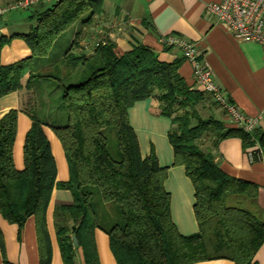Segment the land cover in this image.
I'll use <instances>...</instances> for the list:
<instances>
[{
	"label": "trees",
	"instance_id": "trees-1",
	"mask_svg": "<svg viewBox=\"0 0 264 264\" xmlns=\"http://www.w3.org/2000/svg\"><path fill=\"white\" fill-rule=\"evenodd\" d=\"M102 4L103 0H57L35 15L30 31L21 34L32 56L6 66L1 52L10 40L0 39V97L14 91L24 94L21 108L0 118V212L20 231L30 217L37 218L41 264L52 262L47 209L56 189L70 190L74 196L73 203L54 208L66 264H76L79 247L86 264H101L94 235L98 228L109 235L118 264H196L218 259L258 264L255 254L264 244V220L256 202L259 186L230 176L204 145L207 136L214 146L230 137L242 138L247 148L255 141L241 128L202 117L197 106L206 92L196 83L189 85L179 73L181 60L162 61L144 44L119 54L107 40L93 55L66 50L55 63L33 70L35 58L46 57L58 36L87 12L101 13ZM81 69L76 82L65 83ZM43 80L63 86L66 124L42 120L37 97L25 98V92H33ZM153 96L160 102V113L174 121L168 137L174 165L185 166L194 183L199 229L191 235L178 231L172 218V196L166 188L169 168L160 165L154 150L145 157L141 154L130 120V108ZM20 111L33 122L24 143L23 170L14 158ZM45 127L56 133L66 152L71 172L67 182L58 180V164ZM258 139L264 149V133ZM3 237L0 229L4 264H13L6 257Z\"/></svg>",
	"mask_w": 264,
	"mask_h": 264
},
{
	"label": "crops",
	"instance_id": "crops-1",
	"mask_svg": "<svg viewBox=\"0 0 264 264\" xmlns=\"http://www.w3.org/2000/svg\"><path fill=\"white\" fill-rule=\"evenodd\" d=\"M17 1L20 0H0V7L4 8ZM56 1L51 0L29 8L14 9L0 15V39L4 36L10 40L1 52V60L5 66L32 56L30 46L21 34L30 31L35 23V15ZM221 1L103 0L101 13L87 12L72 27L70 26L58 36L50 53L43 57L46 61L43 62L40 58L34 59V63L37 62L36 65L39 64V60L41 62L36 69L51 65L63 58L66 50H72V53L76 55H93L96 51L93 42L104 37L115 44V49L119 54H125L137 45L144 44L153 49L162 61L172 63L181 60L179 73L189 85H193L195 79L192 63L185 59L180 48L164 46L160 40L163 35L177 34L197 43L196 45L202 52L201 58L212 67L218 84L228 93L231 101L240 106L248 116L261 118V126L256 135L259 138L260 134L264 133L263 47L259 43L237 38L219 22L215 14L208 9L207 4ZM56 48H58L57 51H54ZM53 53H56L54 57H52ZM197 89L200 88L197 87ZM23 96L22 91H14L0 97V118L12 109H20ZM156 98L153 96V98L148 97L136 102L130 108V120L140 140L141 154L145 157L154 150L160 165L169 168L166 188L172 196V218L178 231L184 235H191L199 229L194 209L196 202L194 183L187 175L185 166L174 165V149L168 139L169 132L174 127V121L173 118L160 113V102ZM197 108L203 118L214 117L227 127L233 126L225 111L213 101L209 93H206L205 100ZM18 119L19 128L14 144V158L17 168L23 170L25 168V159L22 158L23 144L33 122L23 111H20ZM45 131L51 140L58 164L59 155L65 154L62 143L54 131L48 130V127H45ZM55 145H57L56 148ZM204 145L211 149L221 169L230 176L252 181L259 186L256 202L259 215L264 220V159L253 161L248 152L249 148L240 137L226 138L214 146L212 138L207 136L204 139ZM65 161L62 155L63 169ZM73 202L74 196L70 190L56 189L49 209H47L49 236H51L53 247L51 264H66L57 236L54 208L60 203ZM36 223L37 218L32 216L20 231L18 224H11L0 212V229L4 235L6 257L11 263L41 264ZM94 235L101 264H118L110 247L109 236L99 228L96 229ZM77 249L76 264H86L83 248ZM1 250L0 245V264H4V255ZM255 255L258 264H264V244ZM196 264L236 263L230 259H218L201 261Z\"/></svg>",
	"mask_w": 264,
	"mask_h": 264
},
{
	"label": "built area",
	"instance_id": "built-area-1",
	"mask_svg": "<svg viewBox=\"0 0 264 264\" xmlns=\"http://www.w3.org/2000/svg\"><path fill=\"white\" fill-rule=\"evenodd\" d=\"M49 1L51 0H20L4 8L0 7V15ZM207 5L219 22L237 38L259 43L263 47L264 56V0H222ZM160 40L164 46L177 47L183 51L185 59L193 65L195 85L211 95L213 101L225 111L233 126L243 129L252 136L255 145L248 150L250 158L253 161L264 159V149L256 136L261 126V118L248 116L240 106L231 101L228 93L218 84L212 67L201 58L202 52L197 43L173 33L163 35ZM106 42V38L100 37L93 42L94 49Z\"/></svg>",
	"mask_w": 264,
	"mask_h": 264
},
{
	"label": "rangeland",
	"instance_id": "rangeland-1",
	"mask_svg": "<svg viewBox=\"0 0 264 264\" xmlns=\"http://www.w3.org/2000/svg\"><path fill=\"white\" fill-rule=\"evenodd\" d=\"M57 49L58 48H56V50H54V51H57ZM55 55H56V53H53L52 57H54ZM42 61L44 62V61H46V59L44 58V60H43V58H42ZM36 63L37 62L32 64L33 69L38 68V65L41 64L40 60H39V64L36 65ZM81 71H82V69L77 70L73 75L69 76L65 80V83L68 84V83L76 82L79 78V75L81 74ZM62 89H63V86L57 81L43 80V81L37 82V84H35L33 92L32 91L30 93L25 92V94H26L25 98L27 99L30 97H33V98L37 97L39 118L48 122L51 125H63V124L67 123V117H66L67 108H66V104H64V101H63V97H62L63 96V90ZM34 93L36 96L33 95ZM48 130H51V128L48 127ZM145 134L146 133L144 132V135ZM115 145L116 144L114 143L112 146L113 147L112 149H113V152L116 154L117 148L115 147ZM56 146L57 145H55V148H56ZM17 147L15 149V157H16ZM63 149H64V147H63ZM64 152H65V150H64ZM62 155L66 159L64 169H63L64 166H62ZM65 155H66V152H65V154L59 155V161H58L59 180L62 182H67L71 178V172L69 170L70 167H69L68 159H67V156H65ZM24 156H25V154H24V146H23V157L22 158H24ZM98 197H99V195H96V199H98ZM60 204H63V203H60ZM109 240H110V238H109Z\"/></svg>",
	"mask_w": 264,
	"mask_h": 264
},
{
	"label": "water",
	"instance_id": "water-1",
	"mask_svg": "<svg viewBox=\"0 0 264 264\" xmlns=\"http://www.w3.org/2000/svg\"><path fill=\"white\" fill-rule=\"evenodd\" d=\"M74 244H75V246L79 245L78 238L76 236L74 237Z\"/></svg>",
	"mask_w": 264,
	"mask_h": 264
}]
</instances>
